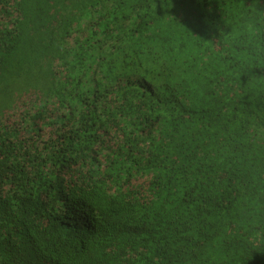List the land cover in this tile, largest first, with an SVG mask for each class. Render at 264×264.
<instances>
[{"label":"trees","instance_id":"trees-1","mask_svg":"<svg viewBox=\"0 0 264 264\" xmlns=\"http://www.w3.org/2000/svg\"><path fill=\"white\" fill-rule=\"evenodd\" d=\"M0 264H264V0H0Z\"/></svg>","mask_w":264,"mask_h":264}]
</instances>
